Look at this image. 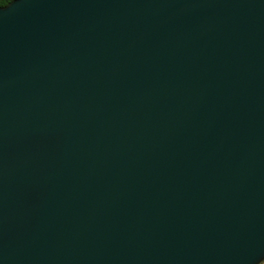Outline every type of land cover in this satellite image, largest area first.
<instances>
[{"label":"water","instance_id":"1","mask_svg":"<svg viewBox=\"0 0 264 264\" xmlns=\"http://www.w3.org/2000/svg\"><path fill=\"white\" fill-rule=\"evenodd\" d=\"M262 256L264 0L0 6V264Z\"/></svg>","mask_w":264,"mask_h":264},{"label":"snow or ice","instance_id":"2","mask_svg":"<svg viewBox=\"0 0 264 264\" xmlns=\"http://www.w3.org/2000/svg\"><path fill=\"white\" fill-rule=\"evenodd\" d=\"M0 4H3L4 6H7V0H0ZM262 260H264V256H262L258 261H262Z\"/></svg>","mask_w":264,"mask_h":264},{"label":"trees","instance_id":"3","mask_svg":"<svg viewBox=\"0 0 264 264\" xmlns=\"http://www.w3.org/2000/svg\"><path fill=\"white\" fill-rule=\"evenodd\" d=\"M11 0H7V3L10 2ZM0 6H4L3 4H0ZM264 262V261H263ZM263 262H261L260 264H262Z\"/></svg>","mask_w":264,"mask_h":264},{"label":"crops","instance_id":"4","mask_svg":"<svg viewBox=\"0 0 264 264\" xmlns=\"http://www.w3.org/2000/svg\"><path fill=\"white\" fill-rule=\"evenodd\" d=\"M263 263H264V262H263ZM263 263H262V264H263Z\"/></svg>","mask_w":264,"mask_h":264},{"label":"rangeland","instance_id":"5","mask_svg":"<svg viewBox=\"0 0 264 264\" xmlns=\"http://www.w3.org/2000/svg\"><path fill=\"white\" fill-rule=\"evenodd\" d=\"M264 264V263H263Z\"/></svg>","mask_w":264,"mask_h":264}]
</instances>
